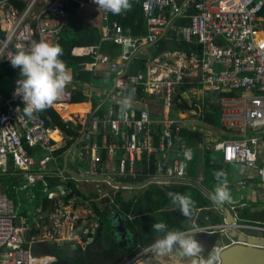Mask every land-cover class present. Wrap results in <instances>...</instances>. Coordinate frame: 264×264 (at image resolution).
<instances>
[{"label":"built area","instance_id":"2783aa9c","mask_svg":"<svg viewBox=\"0 0 264 264\" xmlns=\"http://www.w3.org/2000/svg\"><path fill=\"white\" fill-rule=\"evenodd\" d=\"M75 1L100 11L106 24L110 21L112 13L99 9L94 0ZM134 1L142 7L145 35L126 34L113 21L104 28L103 38L120 45V53L102 50L100 44L73 51L75 55H94L85 63V70L107 66L114 72L109 106L102 112L64 116L57 108L73 104L77 89L69 85L52 106L64 121L79 125V135L71 145L76 144V162L86 164L81 175L68 174L57 161L62 155L59 150L67 147V138L72 136L56 125L49 113L39 112L33 118L22 113L24 102L14 95L18 80L9 95L0 90V171L12 167L24 175L22 188L42 183L46 195L53 200L58 197L45 232L29 235V218L20 214L14 200L0 191V264H53L57 260L54 253L36 255L33 247L41 242H60L61 227L78 220L73 205L79 194L70 181L94 183L99 192L97 199L114 204L116 197L128 200L150 186L166 188L199 181L200 176L189 174L193 147L181 131L198 130L203 122L199 118L202 106L196 104L195 108L192 102L188 110H172L173 96L179 92L183 96L180 88L185 81L198 84L190 87L194 91L218 94L215 101L220 107L221 123L225 130H232L227 137L219 133L212 136L206 147L218 151L226 164L252 170L264 185V0ZM69 2L0 0V65L12 67L10 58L19 50L28 51L34 42L58 43L69 26ZM176 18L187 21L174 25ZM168 30L200 44L201 54L189 55L180 50L157 56L138 54ZM134 58L143 61V69L132 67ZM133 90L132 106L121 113L122 96ZM160 102L162 109H156L154 106ZM188 149L190 158L184 155ZM56 179L62 180L58 186L53 183ZM246 185L243 178L237 182L240 189ZM55 186L57 192L52 189ZM243 206H231L234 223L223 224L222 228L218 224L199 226L196 231L228 233L249 223L262 230L264 236V220L241 221ZM89 213L81 236L71 237L84 248L95 241L100 226L98 216ZM223 247L216 245L213 252ZM151 249L145 246L118 264H135Z\"/></svg>","mask_w":264,"mask_h":264},{"label":"trees","instance_id":"16d2710c","mask_svg":"<svg viewBox=\"0 0 264 264\" xmlns=\"http://www.w3.org/2000/svg\"><path fill=\"white\" fill-rule=\"evenodd\" d=\"M131 3V11L120 15L111 14L110 24L113 21H117L123 27L126 34L132 36L145 35L147 31L142 7L134 0H131ZM19 5L22 6L21 3ZM67 10L69 13V26L62 32L58 42L63 48L64 53L61 58L66 62L68 68L72 70L74 80L79 81L81 84L96 83L98 78L95 77V74L83 68L86 62L94 59V55H75L73 53L74 49L80 46L101 44L100 46L104 50L117 54L122 48L109 38H103L102 25L104 20L100 11L81 5L75 0H70ZM186 21L187 19L185 18H176L173 20V23L174 25H180ZM149 48L152 49L151 53L153 56L175 50L184 51L189 55L193 52L200 55L202 50L200 44L184 40L174 30H168L163 36L159 37L155 44L150 45ZM139 66L142 69L144 68L143 61L140 60ZM19 76L20 69L5 65L0 66V77L13 78ZM104 78L111 80L110 71L108 76H104ZM196 84V82L185 81L181 85L180 91H184ZM9 91L4 90L7 95ZM89 99L90 97L83 87L74 90L73 103H83ZM199 102L202 103V111L199 118L203 120L206 128H214L221 134L224 128L221 123L219 105L208 103V97H206L205 100L194 99L192 106L198 108L196 103ZM97 104L95 103L94 106ZM162 104L160 102L159 106L154 107L162 109ZM190 108V104H188L180 92L173 96L172 110L174 112ZM103 110V108H100L98 112H102ZM41 112L43 114L49 113L54 123L72 136L70 139L67 138V146L76 141L79 135V125L74 126L73 123L64 121L52 106ZM181 134L188 142V145L193 147V158L189 161L188 170L192 176H197V170H201L202 177L199 180V184H173L166 188L150 186L140 195L128 200H124L120 196L116 197L115 204L109 203L106 200L100 201V205L93 203V208L97 213L100 223L95 241L85 248L73 240L54 242L51 247L53 253L57 256V260L53 264H118L123 259L133 256L142 246L149 245L150 242L155 241L163 235V233H157L152 230V225L155 222H164L170 230L185 231L189 228L195 209L199 206L211 205L207 192L208 189L212 191L217 183L213 175L214 171H225L227 179H229L232 167L223 161L221 154L215 149L207 148L204 143L202 147L198 146L199 142H205L204 140L207 135L204 132L183 128ZM221 135L223 137L230 136V134L224 133ZM63 149H60L59 152ZM23 182L24 175L12 167L6 171H0V191L6 193L9 198L14 200L20 214L27 215L32 219L37 215L32 214L36 205L39 202L42 203V208L39 212L41 214L46 210L50 200L43 192L42 183L25 189L22 188ZM69 183L80 194L73 181ZM29 191L34 194L31 201H29L27 196ZM169 192L189 194L192 197L195 203L190 218H185L179 209H176V206L171 203L168 196ZM116 212L124 219L127 228L125 237L116 236L113 232L112 220ZM260 212L261 214L259 215ZM213 217L214 224L223 222L222 218ZM240 217L242 221L255 220L257 218L264 219V209L261 211H245V208H243L240 209ZM205 223L204 219L200 217L198 224L203 226Z\"/></svg>","mask_w":264,"mask_h":264},{"label":"clouds","instance_id":"9594fccd","mask_svg":"<svg viewBox=\"0 0 264 264\" xmlns=\"http://www.w3.org/2000/svg\"><path fill=\"white\" fill-rule=\"evenodd\" d=\"M99 9L120 15L131 11V0H94ZM63 48L58 43L46 40L34 42L28 51L19 50L11 58L13 68L20 69L17 89L14 95L20 96L24 102L22 113L29 118L54 105L61 97L63 91L72 81L71 70L61 58ZM134 90L123 95L120 101L121 113L132 106ZM186 158L191 157V150L184 153ZM217 183L208 193V199L216 206L231 204L233 197L228 187L227 173L223 170L213 173ZM171 203L179 209L185 218H190L194 207V200L189 194L169 192ZM152 230L163 233L151 245L156 254H166L175 249L191 259V264H219L218 251L211 252L202 257L204 245L188 232L168 229L162 222H155Z\"/></svg>","mask_w":264,"mask_h":264},{"label":"crops","instance_id":"0c3cea01","mask_svg":"<svg viewBox=\"0 0 264 264\" xmlns=\"http://www.w3.org/2000/svg\"><path fill=\"white\" fill-rule=\"evenodd\" d=\"M108 25L111 26L110 21L107 24L105 22H103L102 35H103L104 28L107 27ZM100 48L102 50H104L102 48V46ZM105 51H108V50H105ZM151 52H152V49L149 48V46H146V47L144 46L138 52V54L139 55H143V56L149 55V54L152 55ZM139 62H140L139 59L134 58V60L131 63L132 67H134V68L138 67L139 66ZM109 71L110 70H108L107 66H101V68L96 69V70L91 71V72H93L95 74V77H97L98 79L101 80V79H104V76H106V77L108 76ZM110 73H111V80H112V85H110V86H109V84L108 85H103V83H102L103 81H100V86H98L97 83H95V82L93 84L92 83L91 84H87V83L81 84L82 85L81 87H83L84 90L88 93L90 99L88 101H84L85 102L84 104L82 102H80L81 103L80 106H85V111L88 108H90V109L87 110L86 112H84L83 114H80V113L77 114V113L73 112L72 114L74 116H77V115L78 116H82V115L84 116L87 112L88 113H93L95 109H97L96 112H98V111H100V108H103V109L105 108L106 109L109 106L110 99H111V93H112V90L114 88V72L110 71ZM72 80H74L73 79V74H72ZM75 88H79V87H75ZM99 91H100V96H96L95 97L94 95H97ZM3 93L6 94L4 91H3ZM9 93H10V91H9ZM91 95H93V96H91ZM203 97H204V100L206 99V97H208V103H210V104L211 103L218 104L215 101L217 99V97H218V94L211 93V92H205V96H203ZM91 98L93 100L96 99V98L97 99L100 98V103L97 104L96 106H94L95 101H98V100H95V101L92 102ZM213 101H215V102H213ZM96 103H98V102H96ZM89 104H90V106H88ZM103 105H106L107 107L103 106ZM157 106H159V105H157ZM69 107L70 106H68V108ZM75 107H76V109L82 110V108H80L79 106H75ZM68 108H65V109H62V110L60 108H57V110L61 114H63L64 112L65 113L66 112L69 113L67 111ZM202 123L203 122H201V124ZM199 125H198V130L205 133L206 131L204 130V128L200 129ZM203 126H205L204 123H203ZM205 128H206V126H205ZM206 129H210V127L206 128ZM226 131H228V130L223 129L222 133L226 134ZM213 132H214V130L212 131V133ZM231 134H232V132L230 133V135ZM215 135H213V136H215ZM210 139H211V137H209L207 135L206 139L204 140L205 142H199L198 146L202 147L203 143L206 146V143L210 142ZM74 145H76V144H74ZM74 145H70V147L69 146H67V147L65 146L64 149L61 152L62 155L57 159V161L59 162V164L63 167V169L68 174H71V173L74 174V173L78 172V175L79 174L81 175V173L83 171V168L86 167V164L82 165V164H79V163L76 162L75 156H74V149H75ZM70 156H72L71 161H70ZM192 156H193V153H192ZM230 165H231L232 168H231V171H230V178L228 179V187H229V189L231 191V194H232V197H233V202L231 204H224L223 206H216V205H213V203L211 202V205L197 207L195 209L194 216L191 219V224H190L189 228L187 230H185V232H188L189 234H191L192 233L191 231L198 230V227L200 226L198 224V220H199L200 217H202V219H204V221L206 222L205 225H203V226H208V225L214 224V219H213L214 217L213 216H216L218 218H222L223 222L220 223V224H224L225 223L224 220L227 217L226 216V212H225L226 208H230V210H231V206L235 205V204H237V205H243L244 204V206L241 209L246 208L248 206H251L253 208V210H260L261 211V210L264 209L263 208L264 207V185L261 183V181L257 177V175H255L252 170H250L248 168H244V167H242L239 164H230ZM197 172H198L197 176H200V178H201L202 177L201 170L198 169ZM242 178L245 180L247 185L243 189L242 188L240 189L237 186V182L240 179H242ZM53 183L58 186L60 183H62V180L61 179H56ZM73 183L75 184V187L78 189V191L80 193L77 196L75 204L73 205V210H74L75 214L79 215V218H78V220L70 222V223H66V225L61 227L60 236L63 237V239L61 241L72 240L71 237H72V232H73L74 228L76 227V225L81 220H87V218L90 215L89 211H91V213H93V214H95L97 216V213L95 212V210L93 208V203H98L100 205V201H103V200H98L97 199L98 195H99V192H98L97 187H96V185L94 183L85 182L83 180H73ZM57 186L52 188L54 192H57V190H56ZM32 187H34V186H32ZM32 187H27L25 189L32 188ZM145 190L146 189L141 190L138 195H140ZM30 191L27 193L29 201H31V198H33V196H34V194L30 193ZM210 192L211 191L208 189L207 193H210ZM207 196H208V194H207ZM46 197L49 198L50 203L47 206L46 210H44L41 214L39 212L41 211L42 203L39 202V204L36 205V208L32 211V214H37L34 218L31 219L27 215H23V216H26V217L29 218V224L31 225V229H29V232H28L29 235L43 234L45 232V230L47 229L46 226L51 224V221H52L51 214H52V211L54 210V207H55V204H56V201H57L58 197L54 198V200H53V198L49 197L48 195H46ZM237 210L239 211V209H237ZM231 211H233V210H231ZM78 212L81 215L78 214ZM83 212H84V216H82ZM255 220L256 221H260V220L263 221L264 219L257 218ZM36 230H38V231H36ZM218 234H220L221 238L224 237V238L229 239V241H221L219 243H216L219 247H223V246H226V245H228L230 243H233L234 238L231 237V232L226 233L225 231H221L220 230L219 232L217 231V235ZM55 242H57V241H55ZM53 243H54V241H51V242H48L46 244L51 247ZM151 245L152 244H149L147 246H151ZM143 247H145V246H142L141 248H143ZM40 250H42V248H40ZM175 250L178 251V249H175ZM175 250H173L171 252H168L170 254L166 253V254L157 255L151 249L150 252H148L146 254V256L143 259V261L146 264H171V263L172 264H191V259L188 258V257L184 256L183 258H180V256H178L179 259L178 258L176 259V256H174V255H177L176 253H174ZM153 254H154V256H153ZM172 254H174V255H172ZM202 257H204V256H202ZM158 258H159V260H158Z\"/></svg>","mask_w":264,"mask_h":264},{"label":"water","instance_id":"95a60500","mask_svg":"<svg viewBox=\"0 0 264 264\" xmlns=\"http://www.w3.org/2000/svg\"><path fill=\"white\" fill-rule=\"evenodd\" d=\"M210 60L212 61L213 58H210ZM96 110L97 109H95L93 113H95ZM225 212L227 217L224 220V224L234 223V214L230 208H226ZM86 223L87 220H81L74 228L72 236H81ZM222 225L223 224H218L216 226L220 228ZM112 226L113 232L116 235H120L121 237L126 236L127 228L125 226L124 219L118 212L114 214ZM191 232V235L196 237L204 245L205 251L203 254L212 252L214 247L217 245L216 243L220 240L216 230L211 233L205 230ZM228 232H231V237L235 238L237 241L228 244L220 250L219 264H264V236L262 230L249 226V223H244V225H240L237 229L230 230ZM153 242H150V244ZM38 246H40L42 250H39ZM33 252L36 255L53 253L52 247L47 245L45 242L34 244ZM175 253L180 256V258L184 257L180 251H175Z\"/></svg>","mask_w":264,"mask_h":264},{"label":"rangeland","instance_id":"374dc122","mask_svg":"<svg viewBox=\"0 0 264 264\" xmlns=\"http://www.w3.org/2000/svg\"><path fill=\"white\" fill-rule=\"evenodd\" d=\"M1 66V65H0ZM71 74H73V72H72V70H71ZM21 76H19V77H13V78H8V77H0V90L3 92L5 89H6V91L8 92L9 90L11 91V89L13 88V86H14V84L16 83V81L17 80H19V78H20ZM100 81H103L102 83H103V85H108L109 84V86L110 85H112V80H110L109 78L108 79H106V78H104V79H97L96 80V83H97V85L98 86H100ZM69 86H74V87H81L82 85H81V83H79V81H77V80H72L71 81V83L69 84ZM97 86V87H98ZM4 89V90H3ZM198 94L201 96L200 97V99H203V96H205V93L202 91V90H197V91H194V90H192V88H188V89H186V90H184V93H183V97H184V99L188 102V104H190V103H192L193 101H194V99H198L199 97H198ZM91 96H93V95H91ZM95 97L96 96H100V91L98 92V94L97 95H94ZM104 99V98H103ZM102 99V100H103ZM95 100H98V101H95ZM91 101L93 102V101H95V103L96 102H98V104L100 103V98H96V99H92L91 98ZM198 106H202V103L201 102H199V103H196ZM93 105V104H92ZM80 108H82V110H80V109H76V107L75 106H70L68 109H67V111L68 112H71V113H77V114H83L84 112H85V106H79ZM107 107V106H106ZM105 109V108H104ZM81 111V112H80ZM65 116V115H64ZM203 123L201 124L200 123V125H199V128L201 129H203L204 128V130L206 131L205 132V134L206 135H208L209 137H212L213 135H217V133H219L218 131H216V129H214V128H210V129H206L205 128V126H203ZM214 130V132L212 133V131ZM232 132V130H228V131H226V134H230ZM220 134V133H219ZM71 159H72V156H70V161H71ZM199 184V181H197V180H195V181H193L192 182V184ZM264 208V207H263ZM245 211H255V210H253V208L251 207V206H248L247 208H245ZM261 214V212L259 213V215ZM242 221V220H241ZM117 236V235H116ZM218 238L220 239L219 240V242H221V241H229V239H227V238H224V237H220V234H218ZM61 242H63V241H61ZM218 242V243H219ZM176 251V250H175ZM179 251V250H178ZM213 252V251H212ZM174 255V254H173ZM202 256H203V253L201 254ZM174 256H176V259L178 258L179 259V257H178V255H174Z\"/></svg>","mask_w":264,"mask_h":264},{"label":"bare ground","instance_id":"6f19581e","mask_svg":"<svg viewBox=\"0 0 264 264\" xmlns=\"http://www.w3.org/2000/svg\"><path fill=\"white\" fill-rule=\"evenodd\" d=\"M84 103H85V102H83V104H84ZM80 104H81V103H74V104H70V105H68V106H80ZM68 106H67V108H68ZM88 106H90V104H89ZM89 109H90V108H88L87 110H89ZM87 110H86V111H87ZM86 111H85V112H86ZM70 113H71V112H69V113H67V112L65 113V112H64L63 114L67 116V115H69ZM56 137H57V136H56ZM78 214H80V213L78 212ZM80 215H81V214H80ZM82 216H84V212H83V215H82ZM154 253H155V252H154ZM174 253H175V252H174ZM168 254H170V253H168ZM157 255H159V254H157ZM172 255H173V254H172ZM150 256H151V255H150ZM153 256H154V254H153ZM167 256H168V255H167ZM147 258H148V257H147ZM151 259H152V258H151ZM148 260H149V259H148ZM158 260H159V258H158ZM162 261H163V260H162ZM156 263H157V262H156ZM135 264H146V263H145L143 260H140V261L136 262ZM171 264H172V263H171Z\"/></svg>","mask_w":264,"mask_h":264},{"label":"flooded vegetation","instance_id":"af4514ba","mask_svg":"<svg viewBox=\"0 0 264 264\" xmlns=\"http://www.w3.org/2000/svg\"><path fill=\"white\" fill-rule=\"evenodd\" d=\"M218 232H219V231H218ZM228 233H229V232H228ZM209 253H211V252L204 253L203 256H204V257H207Z\"/></svg>","mask_w":264,"mask_h":264}]
</instances>
